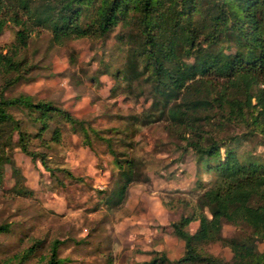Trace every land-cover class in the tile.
I'll use <instances>...</instances> for the list:
<instances>
[{"label": "rangeland", "instance_id": "374dc122", "mask_svg": "<svg viewBox=\"0 0 264 264\" xmlns=\"http://www.w3.org/2000/svg\"><path fill=\"white\" fill-rule=\"evenodd\" d=\"M15 29L3 30L0 47L13 42ZM121 32L117 27L104 38H78L60 45L44 29L29 38L26 53L31 68L25 78L4 91L5 97L24 93L34 100L52 101L87 122L93 131H88L89 147L82 143L81 131L75 134L55 118L50 126L59 127L63 137L55 144L49 141L51 129L42 139L33 137L39 125L24 110L8 109L30 136L27 148L45 153L52 169H62L49 173L38 157L31 160L20 149L17 129L11 124L1 127L0 225L9 228L0 232V264H17L36 241L33 253L20 264H39L49 255L54 239L62 241L60 264H140L150 258L147 252L151 250L165 252L174 260L178 254L169 223L181 214H191L202 190L221 179L214 168L227 151L243 164L264 163V136L258 133L221 147L219 155L208 160V169L192 150H183L178 129L165 117L156 120L163 102L146 73L131 81L119 75L129 48L117 37ZM207 114L206 133L217 130L216 136L223 138L243 135L242 124L221 121L216 109ZM218 122L220 128L214 125ZM114 154L131 161L133 178L126 201L115 209L106 202L119 177ZM22 186L33 193L22 192ZM160 199L165 209L152 203ZM188 228L194 232L197 222ZM250 233L245 225L224 223L221 229L224 238L241 239ZM255 243L264 249V242ZM199 245L225 261L232 256L221 242Z\"/></svg>", "mask_w": 264, "mask_h": 264}, {"label": "trees", "instance_id": "16d2710c", "mask_svg": "<svg viewBox=\"0 0 264 264\" xmlns=\"http://www.w3.org/2000/svg\"><path fill=\"white\" fill-rule=\"evenodd\" d=\"M9 26L16 29L13 42L0 47V131L7 124L17 129L20 149L31 160L38 157L51 174L62 168L52 169L45 153L27 148L30 136L8 109L24 110L39 125L33 137L42 139L51 129L49 141L55 144L63 138L59 127L50 126L55 118L62 119L73 133L81 131L82 143L89 147L88 131L93 129L52 101L34 100L24 93L5 97L4 91L25 78L31 68L26 53L29 38L42 29L60 45L78 38H104L119 27L122 32L117 37L129 45L119 75L131 81L146 73L163 102L156 120L165 117L178 129L183 150H192L207 169L208 160L218 156L227 143L256 133L264 136V0H0V34ZM212 109L221 121L242 124L243 135L223 138L216 136L217 130L206 133L207 112ZM221 124L214 123L218 128ZM227 153L214 168L221 179L202 190L191 214H181L169 223L172 234L184 243L181 256L170 260L165 252L151 250L147 252L150 258L140 264H264V249L255 243L264 242V163L243 164L232 151ZM112 156L119 177L106 202L115 209L126 201L133 178L131 161ZM192 222H197L194 232L188 228ZM224 223L245 225L251 233L241 239L224 238ZM8 228L1 224L0 232ZM212 242L228 246L230 260L199 248ZM61 243L54 239L49 255L39 264H60ZM37 245L38 241L27 248L17 264Z\"/></svg>", "mask_w": 264, "mask_h": 264}, {"label": "crops", "instance_id": "0c3cea01", "mask_svg": "<svg viewBox=\"0 0 264 264\" xmlns=\"http://www.w3.org/2000/svg\"><path fill=\"white\" fill-rule=\"evenodd\" d=\"M152 203H154L156 206L158 205V208H164V205L162 204V201H161V199L160 200H158L157 202H152ZM148 206H149V208H151V206H150V204H148ZM165 209V208H164ZM138 219V218H137ZM151 219H149L148 218V222L150 221ZM151 222V221H150ZM152 222H153V220H152ZM138 225H141L142 227L143 226H145V224H138ZM172 240L171 241H174V244H175V246H174V248H175V250H176V252H177V254H178V257L179 256H181V254L183 253V250H184V243H183V241L182 240H180V239H178L177 237H175V236H171L170 237ZM165 248H166V250L169 252V250H168V248H167V246H165ZM169 254V253H168ZM166 256H167V254H166ZM170 256V255H169ZM168 257V256H167ZM171 257V256H170ZM177 257V258H178ZM169 258V257H168Z\"/></svg>", "mask_w": 264, "mask_h": 264}]
</instances>
